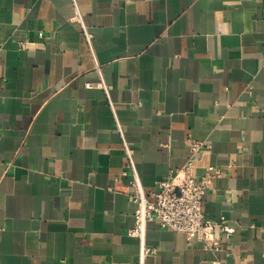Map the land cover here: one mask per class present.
<instances>
[{
    "label": "crops",
    "instance_id": "0c3cea01",
    "mask_svg": "<svg viewBox=\"0 0 264 264\" xmlns=\"http://www.w3.org/2000/svg\"><path fill=\"white\" fill-rule=\"evenodd\" d=\"M191 139L234 232L145 264H264V0H0V264H137L124 144L149 193Z\"/></svg>",
    "mask_w": 264,
    "mask_h": 264
},
{
    "label": "built area",
    "instance_id": "2783aa9c",
    "mask_svg": "<svg viewBox=\"0 0 264 264\" xmlns=\"http://www.w3.org/2000/svg\"><path fill=\"white\" fill-rule=\"evenodd\" d=\"M107 91V90H106ZM125 145L129 167L134 175L133 191L128 195L135 205L134 226L127 234L139 242L137 264H145L148 256L156 249L146 245V226L157 222L163 228L185 235L186 241H196L210 251L219 250L218 235L229 237L234 229L224 219L210 220L202 211L203 197L215 179L222 177L223 169L206 165L203 174L197 176L202 150L207 148L204 141L189 140L190 157L187 162L166 178L155 182V189L145 193L135 171L131 151Z\"/></svg>",
    "mask_w": 264,
    "mask_h": 264
}]
</instances>
